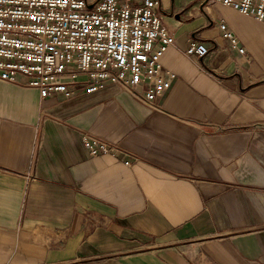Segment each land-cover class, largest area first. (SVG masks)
<instances>
[{"label": "crops", "instance_id": "1", "mask_svg": "<svg viewBox=\"0 0 264 264\" xmlns=\"http://www.w3.org/2000/svg\"><path fill=\"white\" fill-rule=\"evenodd\" d=\"M160 2L176 78L159 110L112 84L0 81V264H264V23ZM194 40L206 57L184 55ZM86 133L120 153L91 156Z\"/></svg>", "mask_w": 264, "mask_h": 264}, {"label": "built area", "instance_id": "2", "mask_svg": "<svg viewBox=\"0 0 264 264\" xmlns=\"http://www.w3.org/2000/svg\"><path fill=\"white\" fill-rule=\"evenodd\" d=\"M210 2L264 23V0ZM160 4V0H0V81L35 87L42 98L60 94L66 99L112 84L159 110L176 78L163 63L176 39L156 11ZM220 28L231 46L245 55L246 48L226 21ZM209 53L205 43L194 40L184 55L204 58ZM138 86L141 92L136 91ZM83 139L93 157L117 156L121 151L87 133Z\"/></svg>", "mask_w": 264, "mask_h": 264}, {"label": "water", "instance_id": "3", "mask_svg": "<svg viewBox=\"0 0 264 264\" xmlns=\"http://www.w3.org/2000/svg\"><path fill=\"white\" fill-rule=\"evenodd\" d=\"M89 8H92V5H91V6H89Z\"/></svg>", "mask_w": 264, "mask_h": 264}]
</instances>
